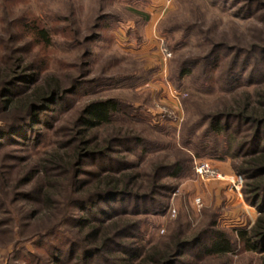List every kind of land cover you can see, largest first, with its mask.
I'll list each match as a JSON object with an SVG mask.
<instances>
[{"label": "rangeland", "instance_id": "374dc122", "mask_svg": "<svg viewBox=\"0 0 264 264\" xmlns=\"http://www.w3.org/2000/svg\"><path fill=\"white\" fill-rule=\"evenodd\" d=\"M152 2L0 0V67L16 58L35 61L43 64L42 76H55L64 90L34 108L17 135H0V173L7 172L0 193V264H50L56 255L69 264H122L121 258L136 252L129 261L135 264L170 237L196 236L201 245L213 230L226 234L230 252L209 257L196 245L176 256V264H261L264 259V250L246 249L238 236L261 215L259 201L254 205L244 193L247 181L235 171L239 158L223 154L225 134L207 135L209 119L202 118L239 100L244 91L264 87V0H171L156 12ZM156 13L162 14L158 20ZM35 26L48 30V47L37 42ZM156 36L172 54L165 73ZM215 57L216 65L207 69ZM184 62L192 73L178 78ZM108 99L117 104L108 120L85 129L86 108ZM238 132L239 138L248 134L244 126ZM76 146L81 154L73 157ZM47 152L74 163L67 170L49 169L46 177L61 184L55 195L59 203L41 213L45 208L35 200H17L14 188L33 171V181L20 191L39 197L36 185L44 175L34 168ZM202 161L223 177L198 174L195 167ZM122 175L130 179L126 195H95L98 179L123 181ZM237 175L238 190L230 182ZM32 209L34 220L28 219ZM79 218L102 227L116 221L121 226L108 234L113 244L89 256L99 241L90 240V227H79ZM71 242L89 251L78 250L79 259L67 255Z\"/></svg>", "mask_w": 264, "mask_h": 264}, {"label": "trees", "instance_id": "16d2710c", "mask_svg": "<svg viewBox=\"0 0 264 264\" xmlns=\"http://www.w3.org/2000/svg\"><path fill=\"white\" fill-rule=\"evenodd\" d=\"M33 34L37 39V42L39 41L38 43H42L45 47L50 45V38L47 29H38L37 26H35ZM217 47L221 48L222 46L218 45ZM260 50L263 51V47H260ZM210 56L212 57V55ZM211 57L208 58V61ZM35 63L36 62L34 61L32 64H29L26 63L24 58H16L12 65H9L8 67H0V114L5 115L1 116L3 118V124L0 127V135H17L20 124L28 119L34 108L42 107L47 103L58 99L64 92L58 79L55 76H42L43 64ZM189 65L190 64H187V62L180 65L177 73L178 78H184L192 73ZM205 65H207V69L215 66L216 57L212 62H208ZM29 70H36L38 72H25ZM204 72H207V70ZM251 72L256 73L257 71L253 69ZM257 74L263 75L261 71L257 72ZM20 82H23L26 85L20 87L18 86V83ZM78 85L79 83L76 81L72 86V89H78ZM74 90H72V92ZM116 106L117 104L113 99L91 103L86 108V113H88L89 117L82 119V125L87 129L96 123L107 121L110 112L113 111ZM199 117L200 119H209V123L204 130L207 135L210 134L214 137H218L225 134L226 138L223 139V143H225L223 144L225 148L223 154H227L233 158H239V162L235 166V171L241 174L245 181H247L244 193L248 195V200L254 205L259 201L257 206L262 215L264 209V87L256 86L252 92L244 91L239 100H233L229 105L223 104L222 107L218 108L215 112L202 115V118L201 116ZM199 124H201L200 121L196 122L193 125L194 128L197 129L196 126ZM240 126L246 127L248 134L239 138L237 135ZM80 133H85V130H82ZM80 154L81 147L76 146L73 150V157L80 156ZM44 155L45 156L36 163L38 168H34L37 170L35 174L41 172V174L44 175L36 185L39 197L37 196L34 198L32 195L20 191L21 185L33 181L35 177L33 171L26 173L24 179L21 180L20 183H17L14 188L17 200H35L40 206H42V208H45L40 211L41 213L49 211L53 205L59 203L58 200L55 199V195L60 193L61 184L58 180H49L47 178L49 169L67 170L74 163L73 159L65 162L63 157L57 153L47 152ZM6 175L7 172L1 171L0 193L3 192V186L6 187V184H4L6 181ZM106 177L108 176H105V179H98L96 181V186L93 190L96 192L95 195H126L128 191L131 190V188H129L130 179L126 180L125 176L122 175L123 181L118 177ZM104 181L106 182L104 183ZM120 181L122 182V186L119 184L121 183ZM78 190L80 191V187ZM70 202L73 204L74 200H71ZM36 212L34 209L28 219H36ZM261 215L255 219L248 233L244 231L238 233V236L244 243L246 249L254 251L264 250V216ZM66 219L67 220L65 221H68L70 215H68ZM90 221L92 220L88 218H79L78 225L79 227L84 225L89 226L90 230L87 234L88 237L94 242L99 241L93 246L94 249L99 247L96 250L97 252L89 254V256H96L106 251L107 247L110 246V243L114 242L108 234L115 232L121 225H117L118 223L116 221H112L102 227V222L99 221L100 223L97 225H90ZM95 221L98 222V220ZM209 239L208 243L200 245V240L196 236L184 240L177 234L176 236L170 237L169 241L163 244L159 250L150 247L135 262V264H176V256L181 255L182 251L187 247H195L196 245H200L199 249L202 254L209 257L225 256L231 251L232 247L230 240L224 232L213 230ZM70 246L67 255L72 254V257H78V259L80 258L77 254L78 250L89 251L88 248L83 245L81 246L78 242H71ZM136 255V252L131 253V257L129 256L128 259L121 258L120 261L123 262L122 264H130L129 261L131 260L132 262L136 258ZM59 256L60 255L52 256L48 263L69 264L64 260H60ZM83 256L87 257V255ZM222 264L230 263L225 261ZM261 264H264V259H262Z\"/></svg>", "mask_w": 264, "mask_h": 264}, {"label": "built area", "instance_id": "2783aa9c", "mask_svg": "<svg viewBox=\"0 0 264 264\" xmlns=\"http://www.w3.org/2000/svg\"><path fill=\"white\" fill-rule=\"evenodd\" d=\"M171 0H166V4H169ZM157 42H158V50L159 53L161 55L162 58V73L166 72V62L168 61V59L171 57V51L168 49L166 41L163 37L160 36H156ZM170 95L173 96V98H176V96L178 95V93L175 90H172L169 86H168ZM195 170L198 174H200L201 176L205 177V178H221L223 177L222 174H220L217 170H215L213 167H211L207 162L202 161L199 162L196 167ZM231 185L234 186L235 189H239L241 187V178L239 175L235 176V177H231Z\"/></svg>", "mask_w": 264, "mask_h": 264}, {"label": "crops", "instance_id": "0c3cea01", "mask_svg": "<svg viewBox=\"0 0 264 264\" xmlns=\"http://www.w3.org/2000/svg\"><path fill=\"white\" fill-rule=\"evenodd\" d=\"M166 4V0H153L152 2V6L153 8H155V12L158 10V8H160L159 6L160 5H164ZM157 14V13H156ZM162 14H157L156 16V19L155 20H158L160 17H161Z\"/></svg>", "mask_w": 264, "mask_h": 264}]
</instances>
